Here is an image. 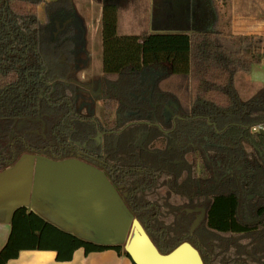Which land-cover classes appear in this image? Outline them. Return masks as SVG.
Masks as SVG:
<instances>
[{"label": "trees", "instance_id": "1", "mask_svg": "<svg viewBox=\"0 0 264 264\" xmlns=\"http://www.w3.org/2000/svg\"><path fill=\"white\" fill-rule=\"evenodd\" d=\"M118 1L102 0L98 120L76 110L70 69L59 61L74 59L73 39L53 33L75 20L74 0H0V172L25 153L62 161L77 147L104 152L126 207L162 254L188 241L204 264H264V136L251 132L264 123V95L244 102L236 89L239 73L264 64V35L230 32V0L180 1L192 33L169 32L165 0L155 1L152 29L165 32L118 34ZM200 207L190 232L187 211ZM77 250H112L134 264L123 244L83 239L26 205L11 213L0 264L23 251L68 262Z\"/></svg>", "mask_w": 264, "mask_h": 264}, {"label": "crops", "instance_id": "2", "mask_svg": "<svg viewBox=\"0 0 264 264\" xmlns=\"http://www.w3.org/2000/svg\"><path fill=\"white\" fill-rule=\"evenodd\" d=\"M149 1V28L152 29V17L154 2ZM86 2H100V0H86ZM164 24L170 31H185L184 27L189 24L185 10L179 9L177 3L172 0H165ZM91 5V4H90ZM92 7V5H91ZM102 10V7H101ZM177 17H174V15ZM230 23L229 30L234 35H264V0H230ZM122 24L117 20V32L120 33ZM149 29V30H150ZM148 30V32H149ZM153 30V29H152ZM158 31V30H157ZM138 35L140 38L144 35ZM246 87H253L254 92H250L251 98L264 94V64L255 65L251 68L246 77L242 80ZM245 95L246 90H238ZM249 98V97H248ZM250 98V99H251ZM244 101V100H242ZM44 161V159H37ZM21 164V163H20ZM52 164V163H51ZM56 164V163H53ZM61 164V163H57ZM12 167L9 171L18 170L17 176L24 174L22 181L6 178L3 173L0 175V248L5 243L10 230V217L15 206L13 202V181L15 186H26V206L34 210L37 214L55 224L62 230L71 232L83 239H92L91 236L102 237L99 241L108 240V208L106 198L101 192H94L92 180L86 177H76V175H66L63 177L37 176L26 177L33 171L30 163H24ZM39 166H41L39 164ZM63 166H70L71 170H81L85 167L74 163H63ZM15 168V169H14ZM38 169V168H37ZM90 170V169H88ZM39 171V169H38ZM9 184V185H7ZM31 186H28L30 185ZM18 189V188H17ZM106 233V234H105ZM107 235V236H106ZM96 242V241H95ZM6 264H132L123 256H118L114 251L107 250L99 253H89L85 255L82 250H77L72 260L68 262H58L55 253L52 251H23L16 259Z\"/></svg>", "mask_w": 264, "mask_h": 264}, {"label": "rangeland", "instance_id": "3", "mask_svg": "<svg viewBox=\"0 0 264 264\" xmlns=\"http://www.w3.org/2000/svg\"><path fill=\"white\" fill-rule=\"evenodd\" d=\"M99 1V0H98ZM182 0H172V2L177 3L179 6ZM92 7H91V5ZM149 1L148 0H119L117 6L118 13V22L122 24V29L120 33L122 34H139L144 35L148 32L149 28ZM101 7L102 0L100 2H86V0H74L73 11L76 16L73 21L66 20V24L64 21L62 23H57L56 31H53L55 35H61L62 38L70 37V40L73 39L74 47L76 48V62L75 68L82 70L78 74V80L84 84H89L92 86H96V76L99 73L101 68V45H100V19H101ZM40 18H44V12L42 7L38 9ZM174 17H177L175 14ZM52 31V29L49 31ZM80 51V52H79ZM83 52H85L83 54ZM62 62H66V58L61 55ZM86 65V66H85ZM94 76V78H93ZM246 77V73H239L236 76V86L238 90H246L245 95L249 97H245L241 93V98L244 101L250 100L252 95L250 92H254L253 87H246V84L242 81ZM97 91V87L94 88ZM81 97L78 100L80 108L83 112H87L88 110L83 107V105L90 103L92 106V111L95 114L100 105V100L98 98H88L87 93L80 92ZM84 99V100H82ZM252 99V98H251ZM90 108V107H89ZM89 112V111H88ZM99 114V113H98ZM21 163V164H20ZM24 163H30L33 171L29 173L26 177H34L40 173L41 176H47L50 172H55V176L63 177L66 175H76V177H86L87 179L92 180V186L94 188V192L96 191L103 193L104 197L107 199L106 204L107 207L112 203L119 202L117 195L118 192L113 190L110 186L107 185L106 176L102 173H96L94 171L88 170L87 168H83L81 170H71L70 166H63V164H51L47 161H37L34 159H23L18 162L17 165H20L21 169ZM39 164L41 166H39ZM16 165V166H17ZM15 167V166H14ZM39 171H38V169ZM15 169V168H14ZM10 170V169H9ZM6 170L3 172V176L6 178H11L12 180L18 179L22 181L24 174H21L19 178L15 176L18 170H13V172ZM13 206H18L19 204H26V186L24 184L25 189L23 188V184L21 186L16 187L15 181H13ZM9 185V184H7ZM28 186H31L28 185ZM18 188V189H17ZM111 213L115 214L117 217L114 219L120 221L118 219L119 211L114 213L110 210ZM111 222V219H110ZM124 229V230H123ZM117 232L122 236V242L124 243L130 232V223L127 221L123 224H120V228ZM106 234V233H105ZM107 236V235H106ZM92 239H87L96 242H106L99 241L102 237L91 236Z\"/></svg>", "mask_w": 264, "mask_h": 264}, {"label": "water", "instance_id": "4", "mask_svg": "<svg viewBox=\"0 0 264 264\" xmlns=\"http://www.w3.org/2000/svg\"><path fill=\"white\" fill-rule=\"evenodd\" d=\"M149 32L158 33V32H165V31H157L150 29ZM174 33H192V30L188 31H169ZM264 134V132H262ZM44 161L50 162V163H74L79 166H83L87 169H90L91 171H94L96 173H101L97 169L86 165L80 161L77 160H63V161H53L47 158H43ZM55 172H53V175ZM102 174V173H101ZM1 175V174H0ZM52 172L49 173L47 176H53ZM39 176H41L39 174ZM107 180V179H106ZM107 185L110 186L114 191L115 189L112 187V185L106 181ZM117 198L119 202L112 203L109 205L108 208V240L106 242H101L103 244H109V245H121L123 244V248L126 251V253L129 255L131 260L134 264H204L199 251L192 246L188 242H183L177 245L175 248H173L170 252L166 254H162L157 247L154 245L140 222L133 217V215L130 213L126 205L124 204L123 200L120 198L118 194ZM19 205H26V204H19ZM18 205V206H19ZM16 207V206H15ZM14 207V208H15ZM13 208V209H14ZM113 211L114 213H117L119 211L118 219L120 221H117L114 219L117 217L115 214L110 212ZM13 211V210H12ZM111 219V222H110ZM127 221L130 223V232L125 239L124 243L122 242V236L117 232V230L120 228V224L124 225V222ZM124 230V229H123Z\"/></svg>", "mask_w": 264, "mask_h": 264}, {"label": "flooded vegetation", "instance_id": "5", "mask_svg": "<svg viewBox=\"0 0 264 264\" xmlns=\"http://www.w3.org/2000/svg\"><path fill=\"white\" fill-rule=\"evenodd\" d=\"M68 21V20H67ZM64 24H66V21H64ZM56 27H57V24H56ZM55 35V33H54ZM55 36H58V35H55ZM61 38L62 36L59 35ZM67 38L68 40H70V37H65ZM74 50H76V48L74 47ZM80 52V51H79ZM85 52H83L84 54ZM61 55H63L65 58L66 56L64 54H60V57H59V61L60 63L62 64H66L69 69H70V74H71V78L69 79V82L70 83H73L76 87V95H75V107H76V110L82 114V115H91L93 116L94 118H97L98 120H102L103 119V116H104V108H103V100H104V96L101 92V77H102V64H101V68L99 70V73L98 75L95 77L96 78V86L97 87V91L94 90V86L92 85H89V84H84L82 83L81 81H79L77 78H78V74L76 73H79L81 72L82 70L80 69H76L75 68V62H76V54L74 59L71 61V62H68L67 61V58H66V62H62V59H61ZM86 66V65H85ZM149 73L152 74V72L148 71ZM94 78V76H93ZM80 92H84V93H87L86 96H88V98H98L100 100V105H99V108L97 109V111L95 112V114L93 113L92 111V106L90 103L88 104H85L83 105V107H85L86 110H88L87 112H83L82 109L80 108V105L81 103L79 104L78 103V100L80 99L81 97V94ZM263 94V93H262ZM264 95V94H263ZM257 96V95H256ZM253 99V98H252ZM250 99V100H252ZM84 100V99H82ZM248 101V100H247ZM245 102V101H244ZM90 107V108H89ZM165 111H166V115L168 116V118H174L175 117V114H174V111L168 106V105H165ZM99 113V114H98ZM251 132L252 133H260L262 136H264V134H262V132H264V123H261V124H258L254 127L251 128ZM103 136H104V133L100 132L98 133L95 137H94V140L96 141V143L101 146L103 144ZM118 136H114V135H111L108 140H107V144L109 146V149H112L114 150V148H116V140H117ZM108 149V150H109ZM107 150V149H106ZM72 155V154H71ZM43 158H47L46 156L44 155H40V154H37V153H31V154H28V153H25L23 155L20 156V158L15 162V164H13L12 166L6 168L5 170H3L2 172H0V174H2L3 172H5L6 170H9L11 169L12 167L16 166L18 164V162L20 160H23V159H43ZM105 158H106V154L104 152H100L98 154H94V155H91V154H88L87 152H85L83 150V148H80V147H77L76 150H75V154L72 155V157L68 158V159H72V160H77V161H80L86 165H89L95 169H97L99 172L103 173L105 176H106V179L108 180L109 183H111L113 186V188L118 192V195L120 196V198L123 200L124 204L126 203V198L128 196V193L126 191L123 190V184L118 182L115 180H113V176L111 174V169H112V165L108 164L106 161H105ZM49 159V158H47ZM68 159H65V160H68ZM52 160V159H51ZM63 161V160H62ZM57 162V161H56ZM262 166H263V171H262V175H263V184H264V159L262 161ZM239 169V168H238ZM233 170V169H232ZM233 172V171H232ZM218 179V178H217ZM116 184V185H114ZM247 198L248 199H253V194H248L247 195ZM187 212H190V213H194L195 215V218L194 220L192 221L191 223V227H190V232H192V230L200 223V221L202 220L203 218V207H200V208H196V209H193V210H188ZM138 220V219H137ZM141 224V223H140ZM143 227V226H142ZM145 230V229H144ZM184 242H188V241H184ZM183 243V242H181ZM188 243H191V242H188ZM199 253H200V250L198 248H196ZM201 256V255H200ZM202 258V257H201Z\"/></svg>", "mask_w": 264, "mask_h": 264}]
</instances>
